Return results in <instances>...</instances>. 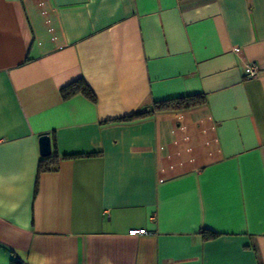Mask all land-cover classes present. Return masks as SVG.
Instances as JSON below:
<instances>
[{
  "label": "crops",
  "instance_id": "0c3cea01",
  "mask_svg": "<svg viewBox=\"0 0 264 264\" xmlns=\"http://www.w3.org/2000/svg\"><path fill=\"white\" fill-rule=\"evenodd\" d=\"M80 78L96 102L61 97ZM42 135L57 167L38 174ZM14 259L264 264V0H0V264Z\"/></svg>",
  "mask_w": 264,
  "mask_h": 264
},
{
  "label": "trees",
  "instance_id": "16d2710c",
  "mask_svg": "<svg viewBox=\"0 0 264 264\" xmlns=\"http://www.w3.org/2000/svg\"><path fill=\"white\" fill-rule=\"evenodd\" d=\"M61 97L64 100L71 98L76 94H82L92 102H96L97 98L93 90L86 83L83 78L77 79L60 90ZM206 103V96L204 94H190L169 100L159 101L153 104L149 111L133 113L129 116L122 117V121L136 120L145 117L149 114L158 111H182L191 109L197 106L204 105ZM89 156V154L87 155ZM75 156H63V158H73ZM57 167V156L55 153H51L48 156L41 157L38 162V174L41 172H47L56 169ZM215 234L213 232H205V237H212ZM11 264H21L19 260H12Z\"/></svg>",
  "mask_w": 264,
  "mask_h": 264
},
{
  "label": "built area",
  "instance_id": "2783aa9c",
  "mask_svg": "<svg viewBox=\"0 0 264 264\" xmlns=\"http://www.w3.org/2000/svg\"><path fill=\"white\" fill-rule=\"evenodd\" d=\"M235 52H238V49L235 48L234 49ZM259 66L256 64V63H251V64H247L244 68V75L246 78H254L258 75L259 73ZM145 230L141 229V230H130L129 231V234L131 235H136V234H141V233H144Z\"/></svg>",
  "mask_w": 264,
  "mask_h": 264
},
{
  "label": "water",
  "instance_id": "95a60500",
  "mask_svg": "<svg viewBox=\"0 0 264 264\" xmlns=\"http://www.w3.org/2000/svg\"><path fill=\"white\" fill-rule=\"evenodd\" d=\"M39 146H40V155L42 157L51 154V139L48 135H42L39 138Z\"/></svg>",
  "mask_w": 264,
  "mask_h": 264
}]
</instances>
